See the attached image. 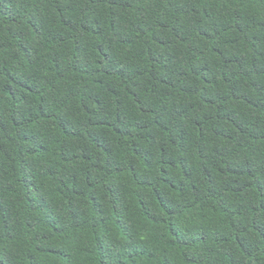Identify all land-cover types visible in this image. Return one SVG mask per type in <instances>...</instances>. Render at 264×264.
<instances>
[{
  "label": "trees",
  "instance_id": "obj_1",
  "mask_svg": "<svg viewBox=\"0 0 264 264\" xmlns=\"http://www.w3.org/2000/svg\"><path fill=\"white\" fill-rule=\"evenodd\" d=\"M0 264H264V0H0Z\"/></svg>",
  "mask_w": 264,
  "mask_h": 264
}]
</instances>
